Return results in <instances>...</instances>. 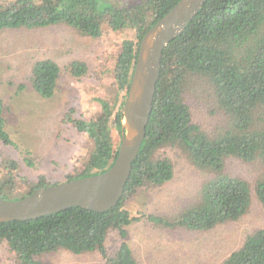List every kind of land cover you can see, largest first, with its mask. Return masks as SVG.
I'll return each mask as SVG.
<instances>
[{
    "label": "trees",
    "instance_id": "1",
    "mask_svg": "<svg viewBox=\"0 0 264 264\" xmlns=\"http://www.w3.org/2000/svg\"><path fill=\"white\" fill-rule=\"evenodd\" d=\"M179 1L0 0V61L7 36L26 31L65 27L80 37L99 40L106 24L112 31L131 35L117 51L111 78L116 91L110 92V99L98 100L101 109L96 118L75 119L74 111L63 115V123L86 139L88 155L81 162L75 160L61 180L51 183L39 176L22 197L15 198L9 195L17 184L12 175L1 173L0 164L1 198L22 199L39 188L111 168L121 144L122 109L140 42ZM68 68L74 79L85 78L90 71L84 61ZM60 77V66L48 58L33 64L28 80L40 97L50 99ZM117 96L122 99L115 109ZM201 109L217 119L214 129L203 128L196 113ZM7 111L0 99V141L17 147L6 132ZM173 151L210 175L199 187L196 201L191 199L171 218L127 209L125 203L140 190H155L174 179ZM24 153L29 167L30 154ZM233 158L264 166V0H207L184 33L165 49L146 138L115 208L98 213L73 207L36 220L0 223V245H8L16 264H44L41 257L58 252L98 253L105 264H141L127 243L128 228L134 223L151 221L164 229L208 232L239 221L250 211L252 186L226 173L225 161ZM17 167L13 162L9 168ZM20 182L28 183L23 177ZM253 190L264 205V172ZM110 231H117L122 240L113 255L106 248ZM220 264H264V227L248 235Z\"/></svg>",
    "mask_w": 264,
    "mask_h": 264
},
{
    "label": "rangeland",
    "instance_id": "2",
    "mask_svg": "<svg viewBox=\"0 0 264 264\" xmlns=\"http://www.w3.org/2000/svg\"><path fill=\"white\" fill-rule=\"evenodd\" d=\"M128 1L139 3L142 0ZM103 30L99 40L80 37L65 27L26 31L4 40L0 99L9 107L5 115L6 132L17 146L0 141V164L4 170L1 173L12 175L17 184L10 197H22L30 188L29 184L32 187L39 176L46 177L51 183L61 180L75 160L81 162L88 155L86 139L71 125L63 123V115L74 111L75 119L88 121L96 118L101 109L98 100L110 99V92L116 91L111 78L117 51L131 35L112 31L106 24ZM8 42L11 43L9 46ZM48 58L60 66L61 77L55 95L44 99L33 89L28 77L37 60ZM78 61L90 65L88 75L82 79H74L68 68L69 64ZM121 99L117 96L115 109L120 106ZM196 113L203 128L212 130L217 126V119L207 110H197ZM24 152L30 154L29 167ZM170 156L175 164L174 179L155 190H140L125 203L127 209L171 218L176 210L187 207L191 199L196 201L199 187L210 175L191 165L181 152H170ZM13 162L17 163L16 170L9 168ZM225 162L226 173L241 177L252 186L250 211L239 221L208 232L164 229L151 221L134 223L128 228L127 243L141 264H220L242 245L248 235L264 227V205L253 190L264 166L234 158ZM22 177L27 184L19 183ZM121 242L119 233L110 231L106 240L108 253L115 254ZM40 259L44 264H105L98 253L73 255L58 252ZM0 264H16L15 255L6 243L0 245Z\"/></svg>",
    "mask_w": 264,
    "mask_h": 264
},
{
    "label": "water",
    "instance_id": "3",
    "mask_svg": "<svg viewBox=\"0 0 264 264\" xmlns=\"http://www.w3.org/2000/svg\"><path fill=\"white\" fill-rule=\"evenodd\" d=\"M206 1L180 0L143 36L122 109L121 144L111 168L102 174L39 188L22 199L0 197V223L36 220L73 207L105 213L120 203L146 138L163 53L184 33Z\"/></svg>",
    "mask_w": 264,
    "mask_h": 264
}]
</instances>
